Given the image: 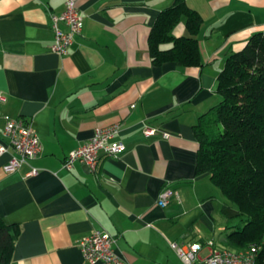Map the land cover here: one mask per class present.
Here are the masks:
<instances>
[{
    "label": "crops",
    "instance_id": "crops-1",
    "mask_svg": "<svg viewBox=\"0 0 264 264\" xmlns=\"http://www.w3.org/2000/svg\"><path fill=\"white\" fill-rule=\"evenodd\" d=\"M185 1L203 20L200 66L151 62L152 26L175 0H75L83 25L62 56L49 48L51 15L66 0H0V145L5 114L28 121L41 143L13 172L3 170L12 149L0 154V217L18 228L9 264H90L78 242L93 230L110 233L129 264H184L172 242L223 246L216 224L235 209H222L209 175L197 173L193 126L219 102L228 55L264 32V0ZM171 33L188 35L184 19ZM114 124L119 157L63 167L96 127ZM145 125L157 133L145 136ZM164 188L174 196L161 207Z\"/></svg>",
    "mask_w": 264,
    "mask_h": 264
},
{
    "label": "trees",
    "instance_id": "trees-1",
    "mask_svg": "<svg viewBox=\"0 0 264 264\" xmlns=\"http://www.w3.org/2000/svg\"><path fill=\"white\" fill-rule=\"evenodd\" d=\"M181 19L188 35L175 37L171 31ZM202 22L185 0L161 11L148 37L152 64L200 66ZM215 91L218 104L193 126L199 143L196 171L208 174L220 191L222 209H235V216L224 214L228 224L233 218L238 223L226 225L225 245L219 248L257 244L258 264H264V32L228 55ZM17 234L18 228L0 217V264L10 263Z\"/></svg>",
    "mask_w": 264,
    "mask_h": 264
},
{
    "label": "built area",
    "instance_id": "built-area-1",
    "mask_svg": "<svg viewBox=\"0 0 264 264\" xmlns=\"http://www.w3.org/2000/svg\"><path fill=\"white\" fill-rule=\"evenodd\" d=\"M83 25V17L79 12L75 0H66L65 9L60 14L51 15V27L53 30V42L50 50L59 55H65L74 37L80 33ZM3 135L7 139V145H0V154L11 148L13 154L3 165L5 172L16 171L23 163L35 158L40 150L41 143L32 125L22 117L3 115ZM118 125L96 127L93 135L83 144L72 149L67 154L63 167L71 169L76 162L85 164L94 170L101 154L117 158L125 150V144L117 138ZM157 130L148 125L144 126L143 134L153 136ZM167 136V134H163ZM36 172L31 168L29 175ZM174 191L164 188L158 196V205L165 207L169 204ZM115 239L106 230H93L90 234L79 239L78 245L85 261L90 264H129L115 249ZM171 247L176 251L184 264H258L257 244L251 243L242 249H227L216 247L212 240L204 243L172 242ZM206 251L203 256L202 252Z\"/></svg>",
    "mask_w": 264,
    "mask_h": 264
},
{
    "label": "rangeland",
    "instance_id": "rangeland-1",
    "mask_svg": "<svg viewBox=\"0 0 264 264\" xmlns=\"http://www.w3.org/2000/svg\"><path fill=\"white\" fill-rule=\"evenodd\" d=\"M214 194H215V196H216V198L218 199V201L221 203L222 202V200H223V197H222V195H221V193H220V191L216 188V187H214ZM226 219V218H225ZM233 220H235V218H233ZM233 220H231V222L228 224V225H230V224H236V223H238V221H233ZM221 221V224H219V222ZM227 221V220H226ZM224 226H226V222H225V220L223 219V217H220V219H219V221H218V224H216V229H215V231H214V237H215V240H216V242L218 243V245H221L220 243L221 242H218V240H219V235L221 234V232L223 231V229L225 228ZM223 244V246L225 245V241L222 243ZM238 249H241V248H238ZM206 251H203L202 252V255L203 256H205L206 255Z\"/></svg>",
    "mask_w": 264,
    "mask_h": 264
}]
</instances>
